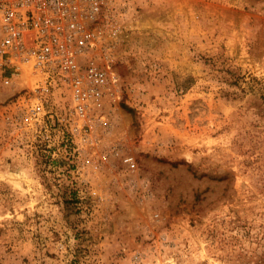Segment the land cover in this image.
<instances>
[{
  "label": "rangeland",
  "instance_id": "rangeland-1",
  "mask_svg": "<svg viewBox=\"0 0 264 264\" xmlns=\"http://www.w3.org/2000/svg\"><path fill=\"white\" fill-rule=\"evenodd\" d=\"M94 29L121 96L92 154L0 84V264H264V0H103Z\"/></svg>",
  "mask_w": 264,
  "mask_h": 264
},
{
  "label": "built area",
  "instance_id": "built-area-1",
  "mask_svg": "<svg viewBox=\"0 0 264 264\" xmlns=\"http://www.w3.org/2000/svg\"><path fill=\"white\" fill-rule=\"evenodd\" d=\"M102 8L103 0H0V84L20 85L19 125L39 139L59 131L73 156L92 154L108 128L110 99L121 96L96 54Z\"/></svg>",
  "mask_w": 264,
  "mask_h": 264
}]
</instances>
